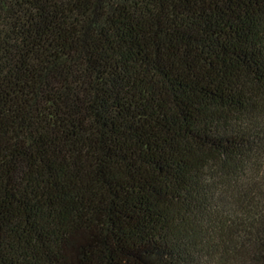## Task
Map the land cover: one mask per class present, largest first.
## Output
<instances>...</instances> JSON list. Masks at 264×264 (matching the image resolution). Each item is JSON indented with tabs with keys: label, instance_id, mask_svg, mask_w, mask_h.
I'll list each match as a JSON object with an SVG mask.
<instances>
[{
	"label": "trees",
	"instance_id": "16d2710c",
	"mask_svg": "<svg viewBox=\"0 0 264 264\" xmlns=\"http://www.w3.org/2000/svg\"><path fill=\"white\" fill-rule=\"evenodd\" d=\"M0 264H264V0H0Z\"/></svg>",
	"mask_w": 264,
	"mask_h": 264
}]
</instances>
